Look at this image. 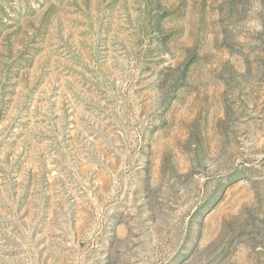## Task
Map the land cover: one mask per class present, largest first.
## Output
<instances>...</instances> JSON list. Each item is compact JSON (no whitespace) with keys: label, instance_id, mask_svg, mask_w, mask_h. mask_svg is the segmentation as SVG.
<instances>
[{"label":"rangeland","instance_id":"obj_1","mask_svg":"<svg viewBox=\"0 0 264 264\" xmlns=\"http://www.w3.org/2000/svg\"><path fill=\"white\" fill-rule=\"evenodd\" d=\"M0 264H264V0H0Z\"/></svg>","mask_w":264,"mask_h":264}]
</instances>
